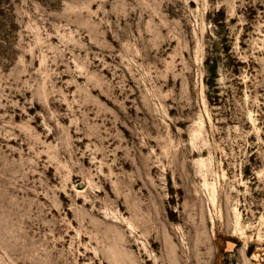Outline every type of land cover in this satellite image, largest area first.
I'll return each instance as SVG.
<instances>
[{"label":"rangeland","instance_id":"rangeland-1","mask_svg":"<svg viewBox=\"0 0 264 264\" xmlns=\"http://www.w3.org/2000/svg\"><path fill=\"white\" fill-rule=\"evenodd\" d=\"M0 264H264V0H0Z\"/></svg>","mask_w":264,"mask_h":264}]
</instances>
